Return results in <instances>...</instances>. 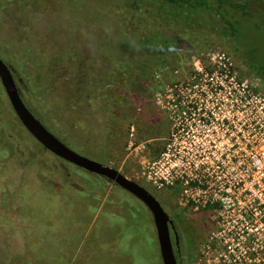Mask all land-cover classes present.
Listing matches in <instances>:
<instances>
[{
	"label": "rangeland",
	"instance_id": "rangeland-1",
	"mask_svg": "<svg viewBox=\"0 0 264 264\" xmlns=\"http://www.w3.org/2000/svg\"><path fill=\"white\" fill-rule=\"evenodd\" d=\"M159 3L0 0V58L49 131L155 196L177 225V259L192 264L212 217L179 209L170 193L141 176L147 150L155 155L168 131L155 93L175 68L207 52L229 54L240 73L264 90V33L241 31L253 69L235 39ZM164 37L171 39L165 52L157 44L146 49L150 38ZM130 240L142 242L141 264H162L145 205L46 150L16 117L0 83V264H136Z\"/></svg>",
	"mask_w": 264,
	"mask_h": 264
},
{
	"label": "built area",
	"instance_id": "built-area-1",
	"mask_svg": "<svg viewBox=\"0 0 264 264\" xmlns=\"http://www.w3.org/2000/svg\"><path fill=\"white\" fill-rule=\"evenodd\" d=\"M197 58L155 93L168 131L141 176L212 217L192 264H264V90L227 53Z\"/></svg>",
	"mask_w": 264,
	"mask_h": 264
},
{
	"label": "water",
	"instance_id": "water-1",
	"mask_svg": "<svg viewBox=\"0 0 264 264\" xmlns=\"http://www.w3.org/2000/svg\"><path fill=\"white\" fill-rule=\"evenodd\" d=\"M0 82L16 117L30 135L46 150L88 172L112 181L145 205L153 220L162 264H177L170 236V227H174L173 221L155 196L117 168L79 154L49 131L25 104L10 68L1 58Z\"/></svg>",
	"mask_w": 264,
	"mask_h": 264
},
{
	"label": "trees",
	"instance_id": "trees-1",
	"mask_svg": "<svg viewBox=\"0 0 264 264\" xmlns=\"http://www.w3.org/2000/svg\"><path fill=\"white\" fill-rule=\"evenodd\" d=\"M160 2L159 4L167 5L169 8H174L179 17L188 21L200 22L204 24L207 21L209 26L226 38L235 39L243 47L249 55L248 64L253 69H256L250 47H245L241 43V31L250 32L260 30L264 33V0H153ZM264 39V34L262 36ZM151 41L146 49H153L151 44L160 46V52H165L170 46L171 39L164 37L163 39L150 38ZM137 43L141 39L136 40ZM235 45H232L234 47ZM150 47V48H148ZM155 50V49H154ZM153 51V50H151ZM144 72V71H143ZM262 74V73H261ZM23 98V97H22ZM110 181V180H109ZM112 182V181H110ZM113 183V182H112ZM142 243V242H141ZM141 249V245L139 247ZM139 256L141 260L139 261ZM150 256V251L148 252ZM147 258V257H146ZM136 264H141L143 252L135 255Z\"/></svg>",
	"mask_w": 264,
	"mask_h": 264
},
{
	"label": "flooded vegetation",
	"instance_id": "flooded-vegetation-1",
	"mask_svg": "<svg viewBox=\"0 0 264 264\" xmlns=\"http://www.w3.org/2000/svg\"><path fill=\"white\" fill-rule=\"evenodd\" d=\"M7 66L9 67L8 64H7ZM10 70H11V68H10ZM11 72H12V70H11ZM12 74H13V72H12ZM13 77H14V75H13ZM14 79H15V77H14ZM15 82H16V79H15ZM173 226H174V229L172 227H170L171 242H172V245H173V249H174L175 257H176V260H177V264H180V261L177 259V255H178V252H180V249H179V245L178 246L176 245V238H175V227H177V225H174V223H173Z\"/></svg>",
	"mask_w": 264,
	"mask_h": 264
},
{
	"label": "crops",
	"instance_id": "crops-1",
	"mask_svg": "<svg viewBox=\"0 0 264 264\" xmlns=\"http://www.w3.org/2000/svg\"><path fill=\"white\" fill-rule=\"evenodd\" d=\"M125 229L130 233V234H134V231H130V230H128L127 229V227H125ZM131 241V245H132V249H133V251H134V253H135V255H139V247H140V245H141V240H138V242L136 243V244H133L132 243V240H130ZM139 261H140V256H139Z\"/></svg>",
	"mask_w": 264,
	"mask_h": 264
}]
</instances>
